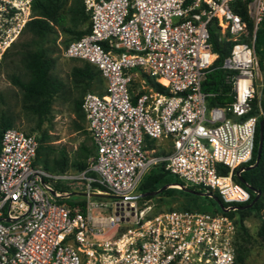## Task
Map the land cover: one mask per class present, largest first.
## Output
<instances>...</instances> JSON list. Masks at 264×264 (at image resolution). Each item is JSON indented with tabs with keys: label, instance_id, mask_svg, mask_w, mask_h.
<instances>
[{
	"label": "built area",
	"instance_id": "1",
	"mask_svg": "<svg viewBox=\"0 0 264 264\" xmlns=\"http://www.w3.org/2000/svg\"><path fill=\"white\" fill-rule=\"evenodd\" d=\"M31 3L0 0V62L33 17ZM83 3L89 30L57 44L103 79V92L87 89L81 100L94 152L80 171H50L34 163L35 134L2 131L0 264H235L241 239L229 211L250 195L234 173L254 147L258 113H247L254 104L261 111L255 43L264 0ZM212 36L230 41L219 65ZM216 66L233 99L210 106L201 83ZM159 162L185 184L218 192L227 209H158L137 186ZM70 194L85 199L62 200ZM105 195L110 203L96 198Z\"/></svg>",
	"mask_w": 264,
	"mask_h": 264
},
{
	"label": "trees",
	"instance_id": "2",
	"mask_svg": "<svg viewBox=\"0 0 264 264\" xmlns=\"http://www.w3.org/2000/svg\"><path fill=\"white\" fill-rule=\"evenodd\" d=\"M67 8H64L68 3ZM33 17L28 20L23 32L28 33V38L17 41L12 44L8 49L9 52L13 47L16 48V52L20 54V59L25 67L28 78L23 80L17 75H11V81L18 85L23 90V104L29 108L30 111L36 113L39 117H47L51 110V104L55 97V94L61 88V81L51 75L50 70L54 64V57L51 54V47L47 44L51 39L52 34L61 32L60 30L70 33L71 38L80 37L82 34L89 30L90 22L89 15L85 10L83 0H32L31 3ZM87 21L85 28L80 29L78 26L80 23ZM68 39V40H69ZM67 41V40H66ZM214 50L218 52L217 65L226 56L230 48V41H219L214 36L211 38ZM256 51L258 53L259 63L263 67L264 62V20L261 28L258 32V36L255 43ZM226 70L220 66H216L208 71L201 83V87L204 91H208L211 94L207 96L208 105H223L233 99L230 92V85L225 82ZM71 78L76 84H82V90H86L90 87L94 78H98L101 83L103 79L99 72V69L88 61L83 60L81 64H75L71 68ZM146 81L153 85L158 90H163V85L155 82L151 77L146 76ZM104 86L98 92H103ZM84 90V91H85ZM260 107L261 111L254 106L248 111L247 114L258 113V119L256 122V129L254 135V147L250 160L244 165V168L239 173H234L236 181L240 182L249 190V198L246 202L240 204H248L250 206L244 208H236L229 211L230 214L236 215V222L238 225V236L241 241L237 243V255L240 253L244 242L246 231L243 222L241 212L243 210H251L260 212L264 210V138L261 148V154L256 165L253 164L256 159V149L258 141V130L259 120L264 118V84L261 87L260 93ZM80 94L73 99V109L75 117L73 119V129L83 130L89 134V130L86 127V119L84 111L81 107ZM255 98L254 102L255 103ZM9 126H14L13 119L6 113L0 115V138L2 131ZM31 133V132H28ZM264 133V125H263ZM38 140V146L34 157V163H41V166L50 171H64L68 168L80 171L88 165L89 157L94 152V144L91 140L90 143H81L78 147L77 152L70 162L67 161V157L63 151L59 152L51 158L47 156L49 145L44 144L48 139L47 131L42 130L39 134H35ZM148 146L151 147L153 144L151 140L148 141ZM40 165V164H39ZM170 182H178L182 187H166L161 189L155 194L171 195L174 192H180L185 195H190L193 199L194 205L198 210H205L199 208L201 204L209 203L211 205L210 210L207 211H221V208L212 196H217L224 206L229 203L223 201L221 196L216 191H209L211 195L207 194L201 186H193L185 184L179 177L167 172L163 167V162L152 165L142 176L137 186L138 191L141 193H148L149 191L160 188L163 184ZM187 188H192L191 191ZM259 192L258 197L255 195ZM155 194H146L144 198H151ZM188 205L186 209H190ZM159 209V208H158ZM258 232L264 235V216L260 219ZM235 259V261H236Z\"/></svg>",
	"mask_w": 264,
	"mask_h": 264
},
{
	"label": "rangeland",
	"instance_id": "3",
	"mask_svg": "<svg viewBox=\"0 0 264 264\" xmlns=\"http://www.w3.org/2000/svg\"><path fill=\"white\" fill-rule=\"evenodd\" d=\"M69 2L66 3L64 8H67ZM87 25V21L79 24V28L83 29ZM59 33L52 34L53 40L48 41L49 47H51V54L54 57V64L50 70L51 75L61 81V88L55 94V97L51 104V110L47 117H39L36 113H33L29 108L23 104V90L18 85L11 81V75L15 74L20 79H27L28 73L23 66L20 59V54L16 52L17 47H13L7 55H4L0 62V115L6 113L14 122V126L22 129L25 132H31L33 134H39L42 130L47 131L48 139L44 144L49 145L47 156L51 163V158L58 155L63 151L67 157V161L70 162L78 150L81 143H90L89 134L83 130H74L72 123L76 116L73 109V99L80 94L83 96L87 89L93 91H99L103 88L104 83L99 82L98 78H94L90 87L84 91L82 90V84H76L71 78V68L75 64H81L83 60L68 58L61 54L60 48L57 44V40H68L72 35L70 33L60 30ZM28 33L25 31L22 33L17 41H21L28 38ZM262 78L264 81V71L262 72ZM261 88L257 90V95L260 96ZM257 96V97H258ZM165 141V140H163ZM169 148H162L160 151H168ZM41 165V163H38ZM74 170L72 168H68ZM176 177V176H174ZM183 180L182 178H180ZM184 181V180H183ZM185 182V181H184ZM171 183V182H170ZM83 185H78L75 188L74 184H65L64 188L68 191H79ZM170 187H179L177 185H169ZM168 187V186H167ZM166 188V187H165ZM138 190V189H137ZM96 198L102 199L110 203L112 201L111 196H96ZM85 199L81 194H70L67 197H63L62 200L67 203H73L76 200ZM190 195H185L180 192H174L171 195L155 194L151 197L155 206L159 209L165 208H178L186 209L188 205L191 210H196V206ZM199 208L210 210L211 205L209 203L199 205ZM104 213L110 212V208L102 210ZM242 222L246 229L245 242L238 254L235 264H264V235L258 232L260 219L264 216V210L255 212L251 210H243L241 212Z\"/></svg>",
	"mask_w": 264,
	"mask_h": 264
},
{
	"label": "water",
	"instance_id": "4",
	"mask_svg": "<svg viewBox=\"0 0 264 264\" xmlns=\"http://www.w3.org/2000/svg\"><path fill=\"white\" fill-rule=\"evenodd\" d=\"M259 130H258V141H257V149H256V159L254 161L253 164H250L249 166H253V165H256L258 160H259V157H260V154H261V148H262V144H263V138H264V133H263V125H264V118L263 119H260L259 122ZM174 184H178L179 187H182V185L178 182H171V183H167V184H163L160 188L156 189V190H153V191H149L148 193H143L144 195L146 194H155L157 193L158 191H160L161 189L169 186V185H174ZM191 191H194V189L192 188H187ZM207 194L208 195H211V193L209 191H207ZM259 195V192L255 195V198L258 197ZM215 201L217 202V204L219 205V207L223 210H226L227 207H225L223 205V203L221 202V200L217 197V196H212ZM251 205V202L248 203V204H240V205H236L237 208H244V207H247V206H250Z\"/></svg>",
	"mask_w": 264,
	"mask_h": 264
}]
</instances>
